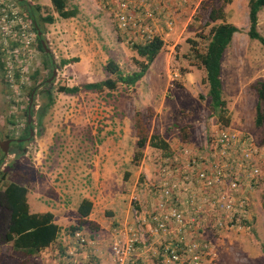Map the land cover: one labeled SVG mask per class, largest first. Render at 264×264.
Returning a JSON list of instances; mask_svg holds the SVG:
<instances>
[{
	"label": "rangeland",
	"instance_id": "obj_1",
	"mask_svg": "<svg viewBox=\"0 0 264 264\" xmlns=\"http://www.w3.org/2000/svg\"><path fill=\"white\" fill-rule=\"evenodd\" d=\"M1 2L6 10L17 11L19 17L13 21L0 18V141L28 136L26 108L32 92L34 96L29 124L32 135L23 143H9L6 153L0 148V187L11 181L21 183L27 187V194H33L29 196L32 212H41L47 206L61 208L63 213V207L70 208L65 214L68 219H74L76 212L72 210L83 196L91 197L95 204L92 216L100 221L95 239L105 241L103 247L100 245L103 252L110 250L108 242L115 236L125 239L135 214L143 216L152 206L149 188L161 156L172 155L183 147L193 150L205 136L222 127L264 142V127L254 124L256 95L251 87L264 78V47L247 35L249 0L163 2L165 16L171 18L158 19L163 46L144 76L134 86L118 82L114 90L104 88L74 95L59 88L116 78L104 70L110 59L124 73L137 70L136 61L143 60L127 36L116 31L100 0H68V8L76 10V15L69 18H60L50 0ZM212 10L218 16L216 20L210 18ZM47 14L54 16L52 23L42 19ZM167 20L172 22L169 30L161 25ZM222 22L241 29L233 35V44L226 49L221 63L225 122L219 121L211 108L205 72L197 57L205 50L211 27ZM25 29L28 36L21 38L17 33ZM257 29L264 35V8L258 13ZM39 30L48 52L37 46ZM12 41L18 45L11 47ZM70 58L78 59L61 63ZM140 127L146 142L138 149ZM155 134L170 149L149 145ZM106 140L110 141L107 147L116 148L101 149L115 153L118 171L104 182L105 189L95 188L89 171L101 150L99 145ZM252 203L253 220L246 222L250 227L211 235L215 255L203 264H264L263 182L254 188ZM69 226L64 229L69 231ZM89 228L88 222L82 225L86 234ZM136 231L145 240L147 236L140 226ZM136 247V264H166L157 254L155 238L139 242ZM96 248L90 254L91 263ZM65 249L64 245L49 257L38 252L31 264L57 262L61 259L56 256H66L62 251ZM16 255L10 242L0 244L1 264H20L22 257Z\"/></svg>",
	"mask_w": 264,
	"mask_h": 264
},
{
	"label": "built area",
	"instance_id": "obj_2",
	"mask_svg": "<svg viewBox=\"0 0 264 264\" xmlns=\"http://www.w3.org/2000/svg\"><path fill=\"white\" fill-rule=\"evenodd\" d=\"M171 1L190 0H100L114 28L131 45L158 35V19L171 18L162 4ZM2 3L0 18L18 19L17 11L6 10ZM171 24L167 20L161 25L169 30ZM25 32L17 34L22 38L28 36ZM155 171L149 188L152 206L143 216L135 214L125 239H112L107 264H136V244L151 237L166 264H203L214 257L211 235L250 227L246 222L253 220L254 188L264 183V142L233 128H218L193 150L183 147L161 156ZM136 226L143 229L145 240L138 237ZM71 239L74 245L66 256L52 264H96L89 260L95 239L83 230H75Z\"/></svg>",
	"mask_w": 264,
	"mask_h": 264
},
{
	"label": "trees",
	"instance_id": "obj_3",
	"mask_svg": "<svg viewBox=\"0 0 264 264\" xmlns=\"http://www.w3.org/2000/svg\"><path fill=\"white\" fill-rule=\"evenodd\" d=\"M50 2L60 18H69L76 15L75 9L68 8V0H50ZM35 7L37 10L41 9L40 5L36 4ZM248 8L249 27L247 35L250 39L257 40L264 47V35L257 29L258 13L264 8V0H249ZM215 13V10L210 12V18L212 20L218 18V16L214 15ZM42 19L48 23H52L55 20L52 14H47ZM32 21L39 27L35 17H33ZM33 30L36 31L34 24ZM240 30L239 27L231 23L222 22L215 24L211 27L205 50L197 53V57L205 72L204 82L208 85L207 94L210 98L211 108L221 122H225L224 116L226 115L225 102L222 99L221 63L233 34ZM116 31L120 35H125L118 30ZM36 37L38 48L44 52L45 49L42 46L41 37L38 34ZM10 45L11 47H15L18 43L12 41ZM162 46L163 40L158 35L144 44H134L133 49L138 56L143 58V60L136 61L138 66L137 70L124 73L118 63L110 59L104 65V70L116 78L108 77L100 81L80 83L75 86H61L59 90L66 94L74 95L82 91H102L104 88L114 90L118 82L127 86H134L144 76L150 64L161 51ZM77 59H62L61 63L64 65L77 61ZM0 68H3L1 61ZM16 77H18L17 74ZM251 87L254 89L256 95L254 124L257 127H264V78L254 82ZM227 122L228 119L226 120ZM26 124L25 129L28 131L27 121ZM138 135L140 138L136 141V147L141 149L146 142L144 129L141 127L139 128ZM22 136L21 134L19 137ZM149 145L161 150L170 149L167 142L156 134L151 135ZM27 192L26 186L14 181L0 187V244L10 242L13 251L17 254L16 256L22 257L20 264H31L32 256L55 242L60 232V227L54 222L53 213L49 211L32 213L29 211ZM92 207V201L87 198H83L78 203L76 209L79 220L77 224L69 226V233L72 234L75 230H82V225L88 222L90 232L85 234L90 238H96L98 224L97 222L87 220Z\"/></svg>",
	"mask_w": 264,
	"mask_h": 264
},
{
	"label": "crops",
	"instance_id": "obj_4",
	"mask_svg": "<svg viewBox=\"0 0 264 264\" xmlns=\"http://www.w3.org/2000/svg\"><path fill=\"white\" fill-rule=\"evenodd\" d=\"M233 38H234V36L232 37V40H231L229 45L233 44ZM228 47H227V49H228ZM153 63L154 62H152L150 65H153ZM222 64H223V62H222ZM221 69H222L221 71H223V65L221 66ZM221 79H222V76H221ZM109 143H110L109 140L104 141L101 145H99L100 149L104 148V147H106V149L107 148H111V147L113 149L116 148V146H114V145H112L111 147H107V145ZM106 149H101L100 152H99V155L96 156L97 160H94V159L92 160L93 165H92V168H91V170L89 172L91 173V179H93V181H94L93 185H95V188H99V187L102 186V188L104 187V189H105L106 183H104V182L107 181L109 178H113L112 177L113 175L116 176V172L118 171V169L115 168L116 167V159H117L116 155H114L115 153L107 151ZM101 152H103V153H101ZM99 157H101V162L99 160ZM98 164H99V170L97 169ZM99 179H103V180L100 181ZM108 188H109V191H110L111 190V186L110 187L108 186ZM30 195L32 196L33 194H31V193L27 194V202H28V205H29V211L32 212L31 211V201H30V198H29ZM83 198H87L89 200H92L91 197H87V196H83L81 199H83ZM81 199L79 201H81ZM92 204H93V207H92L91 213L88 216V219L92 220L94 222H97L99 224L100 221L98 219L95 220V218L92 216L93 215V210H94V207H95L94 202H92ZM42 210L43 211H41V212L49 211V212L53 213L54 222L60 227V232H59V235L56 238L55 242H53L48 247L40 250L39 252L42 253V255H44L45 257H49V255H51V254L55 255V252L57 253V251H60V247L62 248L64 245L66 246V249L62 250V251L66 252L67 250H69L71 248V245L74 244V243H72L71 245L69 244V243L73 242V240L71 239V233H69V231H67L64 228L68 227L69 225H73V224L77 223V221L79 219V216H78V213H77V209L74 208L72 210V211L76 212V215L74 216V219H68L69 216L65 215L67 212L71 211L70 208H64L63 207L64 213L61 212L62 211L61 208H53L52 206H47L46 208H44ZM32 213H36V212H32ZM95 242H96V247H97L96 249H98V251L96 250L97 253L94 254L93 262L98 264L97 263V261H98L100 264H107L109 259H110V255H111L110 254V250L107 249V252H103L100 249V245H101V247H103V245H104V242H105L104 240H100L99 238H97V239H95ZM106 243H107V241H106ZM108 244H110V241L108 242ZM55 245H59V246L55 247ZM94 249H95V247L90 249L91 253H95ZM104 253H107L108 256H106ZM62 255H63V253L59 254L58 255L59 257L58 256H56V257L58 259H62ZM51 257H53V256H51ZM250 257L252 258V255H250ZM99 259H101V261Z\"/></svg>",
	"mask_w": 264,
	"mask_h": 264
},
{
	"label": "water",
	"instance_id": "obj_5",
	"mask_svg": "<svg viewBox=\"0 0 264 264\" xmlns=\"http://www.w3.org/2000/svg\"><path fill=\"white\" fill-rule=\"evenodd\" d=\"M38 35L40 36V32L38 31ZM42 46L43 48L45 49L46 52H48V49L46 48V44L44 41H42ZM56 74V70L54 69L53 70V76ZM51 79V78H50ZM33 95H34V92L31 93V96H30V103H29V107H28V111H27V123L30 124L31 123V119H32V115H31V103L33 101ZM31 134L33 133V131L31 130L30 132ZM10 140H2L0 141V148L3 152H7V147H8V144H9Z\"/></svg>",
	"mask_w": 264,
	"mask_h": 264
},
{
	"label": "flooded vegetation",
	"instance_id": "obj_6",
	"mask_svg": "<svg viewBox=\"0 0 264 264\" xmlns=\"http://www.w3.org/2000/svg\"><path fill=\"white\" fill-rule=\"evenodd\" d=\"M34 96V95H33ZM29 103H30V100H29V102H28V106H27V111H28V107H29ZM32 104H33V101H32V103H31V110H32ZM27 114V113H26ZM31 115H32V113H31ZM28 136H26L25 138H16V139H12V138H10V139H8V140H10V142L9 143H11V142H13V141H15L16 143H23V141L24 140H28L29 139V137L32 135L30 132H31V130H32V127L28 124ZM33 131V130H32ZM8 146H9V144H8Z\"/></svg>",
	"mask_w": 264,
	"mask_h": 264
}]
</instances>
